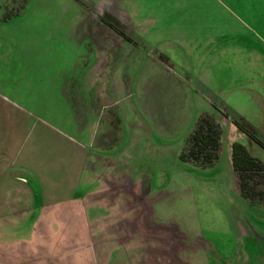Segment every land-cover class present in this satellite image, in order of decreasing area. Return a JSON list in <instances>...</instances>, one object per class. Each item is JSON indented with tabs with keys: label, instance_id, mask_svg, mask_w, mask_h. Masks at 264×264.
<instances>
[{
	"label": "rangeland",
	"instance_id": "obj_1",
	"mask_svg": "<svg viewBox=\"0 0 264 264\" xmlns=\"http://www.w3.org/2000/svg\"><path fill=\"white\" fill-rule=\"evenodd\" d=\"M249 1L0 0V264H264V168L243 195L231 165L234 141L264 164Z\"/></svg>",
	"mask_w": 264,
	"mask_h": 264
},
{
	"label": "trees",
	"instance_id": "obj_2",
	"mask_svg": "<svg viewBox=\"0 0 264 264\" xmlns=\"http://www.w3.org/2000/svg\"><path fill=\"white\" fill-rule=\"evenodd\" d=\"M233 122L235 126L242 130L250 139L260 144V141L248 125L237 119H234ZM219 138L220 129L217 123L209 116H202L197 120L194 129L189 135L191 145L188 147L187 153H190L191 156L195 158L198 155L197 151H200L202 156L201 159L209 164L212 158L214 159L217 157ZM231 165L237 172L238 187L243 195L247 192L243 190L245 181L243 180L244 174H242V172L259 171L264 168V164L259 159L251 156L244 148V145L238 141L231 143Z\"/></svg>",
	"mask_w": 264,
	"mask_h": 264
},
{
	"label": "crops",
	"instance_id": "obj_3",
	"mask_svg": "<svg viewBox=\"0 0 264 264\" xmlns=\"http://www.w3.org/2000/svg\"><path fill=\"white\" fill-rule=\"evenodd\" d=\"M189 0H183V3H186ZM194 2V5L198 2L200 3L201 1L204 2L203 5H198L196 6L197 9H205L207 10V6H206V2H209L210 5V16L213 17L212 15L214 14V10L213 8H216L218 5H220L221 7H223L224 9H229L233 6H235L236 4V8H243V3L246 4V6H244V8H250V1L249 0H201V1H194V0H190ZM255 2L257 3L256 5L259 8L264 9V0H260V2H258V0H255ZM213 7V8H212Z\"/></svg>",
	"mask_w": 264,
	"mask_h": 264
},
{
	"label": "flooded vegetation",
	"instance_id": "obj_4",
	"mask_svg": "<svg viewBox=\"0 0 264 264\" xmlns=\"http://www.w3.org/2000/svg\"><path fill=\"white\" fill-rule=\"evenodd\" d=\"M5 18H8L6 14L1 17L2 20H4Z\"/></svg>",
	"mask_w": 264,
	"mask_h": 264
}]
</instances>
